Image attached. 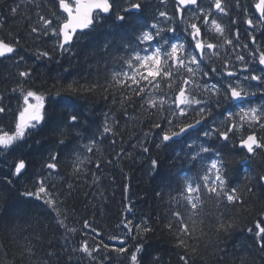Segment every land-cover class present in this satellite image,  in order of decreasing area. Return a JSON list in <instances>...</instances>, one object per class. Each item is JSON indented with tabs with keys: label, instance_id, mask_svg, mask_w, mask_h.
<instances>
[{
	"label": "snow or ice",
	"instance_id": "snow-or-ice-1",
	"mask_svg": "<svg viewBox=\"0 0 264 264\" xmlns=\"http://www.w3.org/2000/svg\"><path fill=\"white\" fill-rule=\"evenodd\" d=\"M53 2L57 4L56 12L49 17L38 12L36 22L29 25L28 38L33 39L34 43L56 38L52 48H36L33 51L34 60L51 61L54 54L63 55L69 51L68 46L74 42V38H78V34L91 36L108 21H111V27L105 32L103 53L108 55L118 50L126 53L118 57L126 69L113 73L105 84L101 85L97 80L85 86L73 80L62 90L63 93L79 98L102 90L111 96L114 106L119 105L121 118L128 117L130 109L142 112L144 119L141 123L145 127H141L139 135L133 132L136 144L131 147L138 149L141 155L149 154V168L153 173L159 171L160 160L159 157H151V146L154 145L157 150L168 148L179 139L186 138L182 148L172 149L169 168L179 167L183 170L184 165H188L186 171L189 173L196 170L194 175L184 176L178 185L179 195L183 203L193 210L192 215L198 214L195 211L198 205L203 206L202 192L214 198L217 204L244 208L245 191L232 186L229 173L239 175L242 168L233 165L250 164L258 150L264 151V136L258 138L255 131L259 128L264 132V44L257 46L254 34L255 30L264 26V0H257L254 4L258 18L243 20L253 29L252 33L246 32L251 41V50L249 43L240 42V30L237 28L240 20L231 15L236 9L247 12L240 0H234V3L232 0H210L207 3L206 0H175L173 15L159 11L158 17L161 19L153 15L151 23L145 15L148 5L144 0H73L71 4L68 0ZM189 8H192V12L186 19L185 13ZM8 11L16 16L20 6L10 7ZM202 27L208 32H202ZM233 29H236L234 33ZM178 31L182 32L183 39L175 35ZM208 33L212 34L216 43L205 42L204 37ZM20 47L19 33L0 38V59H13ZM217 61L219 66H216ZM257 65L260 67L257 68ZM13 67L16 68V86L11 92L19 93L23 107L13 112L3 104L4 96L0 95V122L11 117L7 125L0 123V154L16 153L8 164L7 172L0 176V184L13 189L14 181L23 178L24 191L20 195L39 201L51 215L56 230H62L64 242L59 244L58 250L55 238L49 241L44 264H81L85 257L88 264H112L113 251L123 254L127 264H143L141 254L152 227L146 220L134 224L128 219L133 207L131 203L126 205L124 218L117 225L124 229V236L111 237L121 239V246L109 248L102 240L95 239L101 233L92 226L91 221L83 220L79 229L72 226V218L64 205L73 193V184L68 183L63 191H54L55 185L51 183L62 155L71 159L76 177L86 175L84 168L88 165L94 164L99 170L101 161H94L87 154L94 155L98 144L108 136L113 137L110 143L115 147L120 120L115 114L105 113L102 125L93 129L92 124L81 123L83 112L75 105L72 111H53L50 114L51 105L46 106V100L51 94L30 87L36 75L35 67L29 66L23 56L13 59ZM209 78H215V82H209ZM164 82L168 84L167 90L161 87ZM61 94L56 93L57 96ZM252 97H261V102L252 104ZM127 123L126 120V127ZM238 128L248 131V134L239 139L237 147L234 143L230 145V141ZM45 130L55 143L45 150L46 154H41L40 170L30 173L35 161L29 159L31 145H28V140ZM34 143L42 146L41 140H34ZM237 152L243 153L238 159L230 155ZM126 156L131 157L132 153L121 147L115 160H122ZM113 162L111 159L104 161L108 164ZM92 175L95 176V173ZM245 175L246 180L252 182V186L246 189L247 194L252 193L256 184L264 187V172L251 169ZM99 179L96 177L93 183ZM157 195L162 197L163 193ZM170 199L180 206L181 201L174 197ZM0 202L6 203V195L2 191ZM244 211L247 212V209ZM21 212L26 216L30 209ZM170 215L171 221L166 227L173 233L174 246L185 252L179 256V260L182 264H194L193 258L197 256L203 260L198 238L184 222L182 213L171 211ZM250 223L253 226L245 228L243 216L220 213L212 227L216 243L211 256L219 258L220 253L229 255L226 249L220 248L219 244L223 242L220 238L228 237L238 229L249 234L252 244L247 249L255 246L264 254V211ZM74 234H82L85 238L73 246L70 238ZM89 236L93 239H88ZM128 240L134 243L125 247ZM193 244L197 246L193 247ZM247 249L241 246L240 254L232 256L231 264H253ZM235 251L237 249L234 248ZM21 255H35L34 246L25 247ZM160 259L154 256L149 264H159Z\"/></svg>",
	"mask_w": 264,
	"mask_h": 264
},
{
	"label": "trees",
	"instance_id": "trees-1",
	"mask_svg": "<svg viewBox=\"0 0 264 264\" xmlns=\"http://www.w3.org/2000/svg\"><path fill=\"white\" fill-rule=\"evenodd\" d=\"M144 2L148 5L145 15L149 18V23L152 22L153 15L158 20L161 19L158 17L159 11H167L170 16L173 15L176 7L175 0H144ZM207 2L210 0H206ZM232 2L234 3V0ZM240 2L243 8H247V12L236 9L231 12V15L240 20L237 24V28L240 30V42L249 43L251 50V41L246 32L252 33L253 29L244 24L243 20L246 18L255 20L259 17V13L254 7L257 0H240ZM17 5L20 6L19 14L10 15L9 8ZM56 11L57 4L53 0H0V38L19 33L21 47L13 59L23 56L29 66L35 67L36 75L30 87L39 88L41 92L51 94L50 98L46 100V106L51 105L50 114L53 111L57 113L65 110L72 111L73 105H75L83 112L81 123H90L93 125V129L102 125L105 113L115 114L116 118L120 120L119 135L115 137V147L110 143L113 137L108 136L98 144V150L94 155L87 154L94 161H101L102 167L99 170L94 164L88 165L84 168L87 174L76 177L73 174L71 159L62 155L58 171L51 177V183L55 185L54 191H63L68 183L73 184V193L64 205L72 218V226L79 229L82 227L83 220H89L92 222V226L101 233V236L95 239L102 240L103 243L109 245V248H118L121 246V239H111V237L122 238L124 236V229L118 228L117 225L124 218L126 205L131 203L133 207L128 219L132 220L134 224L146 220L152 227V231L146 236L145 248L141 254L143 264H149L154 256L161 258L159 264H182L179 256L184 255L185 252L174 246L173 233L169 232L166 227L171 221L170 212L180 211L184 222L194 230L193 235L198 238V247L201 255L204 256L203 260L199 256L194 257V264H231L232 256L240 254L241 246L247 249V246L252 244L249 234L238 229L228 237L222 236L220 239L223 242L219 246L226 249L229 255L225 256L224 253H220L219 258H216L211 256L213 245L216 243L212 227L216 217L222 212H226L230 216H243L244 227H251L253 225L250 222L259 218L260 213L264 211V187L256 184L252 193L247 194L246 189L252 186V182L246 180L245 175L251 169L264 172V151L258 150L250 164L233 165V167L242 168L239 175L234 172L229 173L232 186H237L245 191L244 208L240 206L232 208L217 204L214 198L202 192L203 206L198 205V209L195 210L198 214L192 215L193 210L183 203L179 195L178 185L184 176L194 175L196 170L193 169L189 173L186 171L188 165H184L183 170L179 167L169 168L172 149L182 148L186 138L178 140L176 144L170 145L168 148L157 150L154 145L151 146V157H159L160 160L159 171L153 173L149 168V154L141 155L138 149L131 147L136 144L133 132L139 135L141 127H145L141 123L144 119L142 112L130 109L129 116L121 118L119 105L114 106L111 96L102 90H98L92 95H81L79 98L69 96L62 91L73 80L79 81L81 85L85 86L98 80L103 85L106 80L111 79L113 73L126 69V65H121L118 59V57L126 55L124 50L113 51L108 55L102 51L105 32L111 27V21H108L103 27H98L91 36L78 34V38H74V42L68 46L69 51L64 52L63 55L54 54L51 61L34 60L33 51L36 48L44 50L52 48L56 43V38L46 39L43 43H34L33 39L28 38L29 25L36 22L38 12L49 17ZM191 12L192 8H189L185 13L186 19ZM182 27L183 25H181ZM235 30H232L233 33ZM202 32H208V29L202 27ZM254 34L258 41L257 46L264 44V26H260ZM175 35L184 38L180 31ZM204 40L206 43H216L211 33H208ZM221 51L223 52V49ZM13 59H0V95L4 96V105L10 107L13 112H18L23 107V100L19 98V93L11 92V89L16 86V68L13 67ZM89 65L92 67L89 68ZM216 66H219V61L216 62ZM22 67L23 65H21ZM259 67L257 65V68ZM209 82H215V78H209ZM161 87L167 90V82L162 83ZM57 92H61V96H57ZM171 95L170 93L169 96ZM105 96L108 98L105 99ZM261 99V97H252L251 103L258 104ZM10 120L11 117H8L0 123L7 125ZM126 120L127 127L125 126ZM255 131L259 137L264 136V132H261L259 128ZM247 134L248 131L238 128L230 145L234 143L238 147L239 139ZM42 137L45 139L42 140ZM34 140H41L42 146L35 144ZM54 143L55 140L47 135V130L28 140V145H31L29 159L35 161L30 168V173L40 170L41 154H46L45 150L52 147ZM121 147L132 153V156H126L117 161L115 160L116 153ZM242 154L237 152L230 155L238 159ZM14 155L16 153L0 154V176L7 172L8 164L12 162ZM109 159L114 162L112 164L104 163ZM178 172L179 175H177ZM92 173H95V176ZM96 177L100 179L93 183ZM23 184H25L23 178L21 181H14L13 189H9L5 184H0V191L6 195V203L0 202V264H44L45 254L49 250V241L55 238L58 250L59 244L64 242L62 230H56L51 215L46 212L40 202L29 200L20 195L24 191ZM157 193H163V196H158ZM170 197L181 201L180 206H177ZM61 199L64 197L61 196ZM23 209H30L29 214L25 216L21 212ZM244 209H247V212ZM84 238L82 234H74L70 238V243L74 246ZM87 238L93 239L91 236ZM133 243V240H128L124 246L130 247ZM32 246H34L35 255H21L25 247ZM195 246L197 245L193 244V247ZM234 248L237 251L234 252ZM247 254L253 264H264V258H262L264 254L255 246L247 249ZM111 259L112 264H127L126 257L115 251L112 252ZM81 264H88L86 257L81 260Z\"/></svg>",
	"mask_w": 264,
	"mask_h": 264
},
{
	"label": "water",
	"instance_id": "water-1",
	"mask_svg": "<svg viewBox=\"0 0 264 264\" xmlns=\"http://www.w3.org/2000/svg\"><path fill=\"white\" fill-rule=\"evenodd\" d=\"M105 15H107V14H105ZM259 138V137H258ZM182 139V138H181Z\"/></svg>",
	"mask_w": 264,
	"mask_h": 264
},
{
	"label": "bare ground",
	"instance_id": "bare-ground-1",
	"mask_svg": "<svg viewBox=\"0 0 264 264\" xmlns=\"http://www.w3.org/2000/svg\"><path fill=\"white\" fill-rule=\"evenodd\" d=\"M48 7V6H47Z\"/></svg>",
	"mask_w": 264,
	"mask_h": 264
}]
</instances>
